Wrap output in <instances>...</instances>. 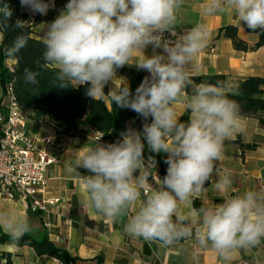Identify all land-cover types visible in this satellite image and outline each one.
Listing matches in <instances>:
<instances>
[{
	"label": "clouds",
	"instance_id": "9594fccd",
	"mask_svg": "<svg viewBox=\"0 0 264 264\" xmlns=\"http://www.w3.org/2000/svg\"><path fill=\"white\" fill-rule=\"evenodd\" d=\"M184 0H68L64 9L43 31V60L54 65L57 78L71 86L88 85L86 95L105 96L104 87L122 68L141 53L135 64L146 76L133 95L130 88L112 89L113 102L134 111L145 121L142 131L129 128L122 139L109 144L71 150L76 158L68 168L81 175L79 168L92 175L82 176L87 193L86 205L104 217L116 220L127 214L140 199V187L148 182L145 167V141L154 153H166L168 165L163 180L144 193V202L127 222L125 230L135 238L169 247L195 236L201 248L214 249L227 264L237 249L259 246L264 240V190H249L214 207H192L193 198L204 190L224 158L225 141L246 132L240 106L229 98L235 94L232 82L200 83L189 97L190 70L211 33L207 24L197 23L182 37L176 36V22ZM0 8L8 22L12 9ZM22 7L46 15L51 0H20ZM235 14L249 29L264 30V0H207L203 15ZM23 25L18 20L15 27ZM27 39L18 36L9 54H17ZM151 45L162 54L145 56ZM38 73L25 69L26 83H37ZM184 103L190 111L181 122L175 105ZM153 167L156 161L148 158ZM139 170V175L135 173ZM232 184L228 174L215 188L224 192ZM184 207H181V206ZM185 208L187 211H185ZM194 225H198L193 228ZM0 229L12 242L32 230L28 218L16 211L0 213Z\"/></svg>",
	"mask_w": 264,
	"mask_h": 264
},
{
	"label": "crops",
	"instance_id": "0c3cea01",
	"mask_svg": "<svg viewBox=\"0 0 264 264\" xmlns=\"http://www.w3.org/2000/svg\"><path fill=\"white\" fill-rule=\"evenodd\" d=\"M51 2L53 6L46 15L33 13L24 7L27 15L26 24L32 25L34 20H37L32 27V33L36 39L41 41H43L45 26L50 24L63 10L56 9L54 2ZM206 2L207 0H184L177 17L175 29L177 38L182 37L197 23L207 24L211 33L207 46L194 60L190 77L221 75L229 82L243 81L248 78L264 79V46L255 48L259 39L258 34L250 32L251 29L235 14L203 15ZM227 26L236 28L237 37L246 43L247 51H237L230 39L223 36L217 37L219 30ZM154 53L162 54L163 50L154 49L151 45L144 50L145 56L150 57ZM139 58H142V54L135 53L129 64L125 66L147 72L138 69L135 65ZM14 64V61L6 62L9 68ZM126 84L128 85L126 78L116 75L113 81L105 85L103 90L105 96L97 97V99H102L108 106V99L111 97L108 95L109 92ZM175 108L179 117L187 114L190 118V111L184 103H177ZM29 113L32 115L27 127L28 135L36 138L47 137L52 140L47 153L52 157H57L58 161L46 170V186L42 197L58 199V203L50 208L47 214H35L29 212L19 201H6L0 198V213L16 211L28 218L32 230L25 234L26 236L35 240L45 239L57 249L67 252L71 259L69 264H225L210 246L208 248L199 247L195 236L172 246L163 247L158 242L135 238L126 232L125 226L128 220L135 215L144 202L145 191L150 192L152 188L158 187L155 178L158 177L161 180L164 178L160 173L158 163L155 167L145 163L150 174L148 182L140 187V199L126 215L111 220L98 214L94 209L88 208L82 176L92 175V173L81 167L78 169L81 175H77L70 173L68 168L77 155L71 150L93 147L96 143L84 138L81 134L61 135L55 124L46 116L37 117V113ZM244 120L246 132L233 140L225 141L224 158L217 164L218 174H214L210 181L206 182L205 190L198 197L193 198L192 207L211 208L246 191L264 190V127L258 125L255 120L247 118ZM103 144L108 143L103 142ZM225 174L230 176L232 184L227 191L220 192L215 188V183ZM135 175H139V170ZM185 211H187L186 208ZM45 224L48 226L46 227ZM197 226H193L194 230ZM0 234L8 235L3 229H0ZM2 255L9 256L11 264H62L47 255L37 256L28 246H17L14 243H0V257ZM2 262H4L3 259ZM244 262L264 264V240L255 248L237 249L227 264Z\"/></svg>",
	"mask_w": 264,
	"mask_h": 264
},
{
	"label": "trees",
	"instance_id": "16d2710c",
	"mask_svg": "<svg viewBox=\"0 0 264 264\" xmlns=\"http://www.w3.org/2000/svg\"><path fill=\"white\" fill-rule=\"evenodd\" d=\"M56 9H64L68 0H51ZM12 9V16L8 22L3 21V14L0 12V87L2 99L0 107L5 100L6 85H12L13 95L19 106L25 112L37 113L50 119L58 129L59 134L67 136L81 134L84 138L94 141V133H100L104 142L115 143L122 139L121 133L128 128L142 131L145 122L150 123L151 117L145 121L137 113L130 109L120 108L112 98L108 99V106L102 99H93L87 96L88 85L71 86L66 81L57 78L58 69L54 65L46 64L43 60L45 46L43 41L36 39L32 33V27L37 23L34 20L32 25L26 24L27 15L20 0H0ZM3 4H0V8ZM20 21L21 28L15 27ZM259 36L255 48L264 46V30H250ZM23 35L27 39L25 47L11 55L8 52L18 36ZM223 36L230 39L235 50L245 52L248 50L246 43L241 41L236 34V28L232 26L219 30L217 37ZM7 61H14L15 64L8 68ZM25 69L38 73L37 83H26L24 79ZM116 75L128 80V87L132 94L150 73L123 66L117 69ZM192 86L185 89V94L191 96L193 86L200 83L216 84L217 81L229 82L221 75L191 77ZM237 87L235 94L229 96L240 106V114L243 118L257 121L258 125L264 127V79L248 78L243 81L232 82ZM122 86H120L121 88ZM181 122H187L189 117L184 114L180 117ZM145 163L148 158L153 157L159 165L160 173L165 177L168 165L165 163L166 153L152 152L145 141L144 148ZM0 243H14L17 246H28L32 248L37 256H50L62 264H69L70 258L67 252L57 249L47 240H35L24 235L19 241L12 242L9 235L0 234ZM2 259L4 262H2ZM0 264H11L10 257L2 255Z\"/></svg>",
	"mask_w": 264,
	"mask_h": 264
},
{
	"label": "built area",
	"instance_id": "2783aa9c",
	"mask_svg": "<svg viewBox=\"0 0 264 264\" xmlns=\"http://www.w3.org/2000/svg\"><path fill=\"white\" fill-rule=\"evenodd\" d=\"M164 38L174 41L177 34L172 36L165 32ZM0 108V198L19 201L31 213L47 214L58 203V199L42 197L46 170L58 161L47 153L52 140L28 135L32 114L19 106L11 84L6 85L5 100ZM93 139L96 144L104 142L100 133H94Z\"/></svg>",
	"mask_w": 264,
	"mask_h": 264
}]
</instances>
